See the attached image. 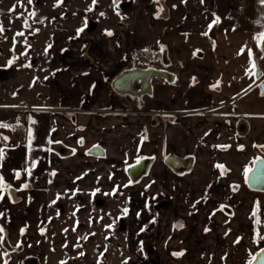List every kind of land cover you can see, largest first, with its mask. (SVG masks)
Masks as SVG:
<instances>
[{
    "label": "crops",
    "instance_id": "crops-1",
    "mask_svg": "<svg viewBox=\"0 0 264 264\" xmlns=\"http://www.w3.org/2000/svg\"><path fill=\"white\" fill-rule=\"evenodd\" d=\"M163 1L167 12L157 18L155 0H139L129 29L114 36L100 31L86 37L76 31L65 35L69 40L96 44L95 65L78 55L75 61H54L47 99L29 98L32 108L22 105L24 97H0V123L14 126V130L0 128V148L4 149L0 174L12 188L0 191V213L4 214L0 227L5 230L0 235L9 247L22 246L19 253L0 247V264H24V259L38 255L49 191L55 188L61 170L78 165L75 161L130 167L143 158L153 160L149 173L129 187L130 207L135 213L153 209L148 216L151 236L163 247L165 259L170 246H181L185 260L194 249L203 258L201 246L213 245V237L225 238L231 229L237 233L230 234V239L237 238L240 244H235L237 239L225 240L226 249L214 252L211 263L245 264L264 248V193L251 191L245 177L255 160H264V97L258 89L264 83V52L242 43L264 38V13L258 15L260 11L250 5L256 0L242 3L239 15L233 12L231 0ZM217 17L218 23H213ZM66 46H56V56ZM136 51L153 53L156 68L174 75L175 81L155 79L152 93L141 98L113 92L106 79L128 69L131 53ZM257 66L260 80L249 71ZM150 100L160 112L172 116L148 125L149 114L154 112L139 110ZM134 108L138 110L133 114L122 112ZM111 110L114 113L103 116L93 112ZM20 118L25 124L22 139L14 136ZM54 144L70 149L71 154L61 157L51 148ZM93 146L101 147L105 156L86 155ZM169 156L191 159L190 171H170L164 164ZM15 172H20L19 179ZM53 172L57 176L51 181ZM100 175L96 176L98 185L104 186L106 169ZM25 183L28 188L15 190ZM177 222L183 227L173 233ZM165 226L168 234L163 233ZM198 240L203 241L200 249Z\"/></svg>",
    "mask_w": 264,
    "mask_h": 264
},
{
    "label": "rangeland",
    "instance_id": "rangeland-1",
    "mask_svg": "<svg viewBox=\"0 0 264 264\" xmlns=\"http://www.w3.org/2000/svg\"><path fill=\"white\" fill-rule=\"evenodd\" d=\"M138 1L119 0L120 15H117L113 0H97L95 5L93 0H63L62 3L60 0H33L31 5L27 3V0H0V25L4 28V31L0 33V70L8 72L7 79L0 82V97H8L9 100L24 97L26 101L22 105L28 108L33 106L29 98L42 96L45 99L52 84L50 74L54 61H75V55L86 61L83 57L84 48L87 43H93L92 41L81 43L73 38L69 40L65 35L84 28V31L80 33L84 37L94 31L103 32L105 35L106 31H111L114 36L119 30L129 29L131 15ZM231 1L235 5L232 7L233 12L238 15L239 6L250 2V0ZM250 5L260 11L258 15L264 13V4L261 1L256 0ZM161 7L162 12L159 11ZM89 8L92 10L88 11ZM155 8L157 18L164 16L167 12L163 0L155 2ZM29 12H35L36 15L29 16ZM100 13L105 15L101 16ZM25 20L28 27L24 26ZM17 32H22L23 35L16 36ZM248 42L249 44L245 40L242 41L244 46L246 44L245 47L250 46L251 50L257 49L259 52H264V38L249 39ZM212 43L215 45L214 39ZM62 44L67 45L68 48L56 56V46ZM95 49L97 50L98 46L93 43L91 57ZM139 52L145 55L153 54L146 51L132 52L131 63ZM153 60L157 61L155 55ZM256 60L258 61L257 57L254 62ZM9 61H12L10 65ZM155 62L153 68L157 69ZM24 65H30V67ZM257 70L261 71L258 66ZM254 72L256 73L255 69ZM114 78L106 79L108 88H111ZM141 107L143 108L139 110L141 112L147 110L154 112L149 114L148 125L166 121L170 116L160 112L151 100ZM137 110L134 108L122 112L133 114ZM93 112L98 116L114 113L113 110ZM74 163L78 165L66 171H60L61 175L60 177L58 175L56 179L55 188L49 191L48 203L44 211L43 234L41 230L42 242L41 246H36L39 252L34 258L39 259V264H125V261L127 264H146L141 244L152 234L151 231H147L152 222L148 216H151L154 211L152 208L148 210L142 208L136 213L131 210L129 187L133 183L126 175L129 166L112 167L91 162L80 164L78 161ZM105 169L107 171L106 185H98L99 179L96 176L99 173L103 175ZM56 176L57 173L51 174L50 180L52 181ZM124 208L128 209L127 214L123 212ZM177 225H179L178 222L173 233L178 232ZM74 228L75 231H73ZM163 230V233H169L166 226ZM231 230L225 238L213 237L215 243L203 245L206 249L201 246L203 241L198 240L196 246L199 249L201 246L203 258L199 250L194 249L187 258L189 264L191 261L195 262L194 264H213L211 262L215 260L214 252H220V248L226 249L225 240L232 242L237 239H230L231 235L237 233L235 229ZM235 244L239 245L240 241ZM170 249L171 253L184 252L181 246H170ZM255 254L245 264H250ZM171 258L170 256L167 259L168 264L178 263L176 260L178 256L174 255ZM180 258L182 259L183 256Z\"/></svg>",
    "mask_w": 264,
    "mask_h": 264
},
{
    "label": "water",
    "instance_id": "water-1",
    "mask_svg": "<svg viewBox=\"0 0 264 264\" xmlns=\"http://www.w3.org/2000/svg\"><path fill=\"white\" fill-rule=\"evenodd\" d=\"M93 43L86 44L83 57L84 59L95 65L93 58L90 56L89 51L92 49ZM8 72L0 70V82H4L7 79ZM261 73L256 69L255 78L260 80ZM155 79L163 80L167 83H173L175 76L164 70L151 69H129L122 71L111 82V89L119 96L141 98L143 96L150 95L152 93V82ZM138 85L139 89H135ZM259 92L264 97V83H259ZM63 152H59L61 157H66L70 154V150L63 148ZM87 155L103 158L105 153L100 147H93L87 151ZM153 160L151 158H143L136 164L131 165L126 170V175L131 183L136 184L142 178H144L150 170ZM165 166L173 173H186L189 172L192 166L191 159H180L175 156H169L164 161ZM247 187L254 192L264 193V160L259 158L254 162L251 171L247 175L246 181ZM3 247L9 249L7 243L4 240ZM250 264H264V248H262L254 256ZM24 264H38L35 258L26 259Z\"/></svg>",
    "mask_w": 264,
    "mask_h": 264
},
{
    "label": "snow or ice",
    "instance_id": "snow-or-ice-1",
    "mask_svg": "<svg viewBox=\"0 0 264 264\" xmlns=\"http://www.w3.org/2000/svg\"><path fill=\"white\" fill-rule=\"evenodd\" d=\"M60 2L62 3L63 0H60ZM155 2H158V0H155ZM201 2L203 3V0H201ZM27 3H28L29 5H31V4L33 3V0H27ZM96 3H97V0H93V5H95ZM261 3L264 4V0H261ZM113 4L115 5V7H116V9H117V15H120V13H119V11H118V9H119V0H113ZM22 6H23V5H22ZM57 6H59V5H57ZM13 10H14V8H13ZM91 10H92L91 8L88 9V11H91ZM159 11L162 12V11H163V8L161 7V8L159 9ZM35 15H36L35 12H29V16H35ZM100 15L103 16V15H105V14H104V13H100ZM218 21H219V17H217L216 20L213 21V23H218ZM24 26H25V27H28V26H29V25L27 24V21H26V20H25ZM85 26H87V22H86V21H85ZM209 27L211 28V25H209ZM3 31H4V28H3L2 25H0V33H2ZM83 31H84V28H80V29H78V31H77V35H79V33L83 32ZM21 35H23L22 32H17V33H16V36H21ZM106 35H108V36H112L113 33H112L111 31H106ZM262 35H264V34H262ZM24 55H26V53H24ZM249 56H250V57L252 56V52H251V50H249ZM261 58H264V57H261ZM8 63H9V65H10V64L12 63V61H9ZM24 66H25V67H30V65H24ZM253 68H255V64H253ZM249 71L252 72L253 75H255V72H254L252 69H249ZM262 94H264V93H262ZM31 122H32L33 124L36 123V121H34V120L31 121ZM7 127H13V130H14V126H10V125H8V124H6V123H0V128H7ZM27 135H28V140H29V146H31V141H32V139H33V135H32V131H31V129L28 130ZM3 139L6 140L7 137H4ZM3 159H4V149L0 148V161H3ZM34 167H35V163L32 164V168H34ZM217 167L223 168L222 165H217ZM250 171H251V169H247V170L245 171V177H246V178H247L248 172H250ZM27 172H28V175L31 176V174H32V172H31V168L27 169ZM52 175H55V173L53 172ZM15 178H16V179H19V178H20V172H15ZM28 187H29V185H28L27 183H25V184H23L22 188H18V189H15V190H16V191H21V190L26 189V188H28ZM125 187H127V185H125ZM0 191H2V192H11V191H12L11 185L8 184V183H5V178H4V176H3L2 174H0ZM93 195H95V193H93ZM106 195H108V193H106ZM206 195H207V193L205 194V196H206ZM0 200H3V195H0ZM197 203H199V201H197ZM193 207H195V205H193ZM123 212H124L125 214H127L128 209H127V208H124V209H123ZM253 214H255V213H253ZM3 215H4L3 213H0V216H3ZM177 226H178V227H183V224H179V225H177ZM4 231H5L4 228H3V227H0V234L4 233ZM73 231H75V228L73 229ZM205 231H208V229H205ZM20 234H21V235L24 234V229H21V230H20ZM42 234H43V230H42ZM261 238L264 239V237H261ZM84 239H87V237H84ZM4 240H5V237H4L3 235H0V247L3 246V244H4ZM236 242L238 243L239 240H237ZM29 246H30V245H29ZM65 246H66V245H65ZM16 247L19 248L20 245L17 244ZM183 254H184L183 252H180V253H173V255H176V256H181V255H183ZM5 255H7V252H5ZM81 255H83V253H81ZM254 259H255V257H254ZM5 264H8V262L5 261ZM125 264H127V261H125Z\"/></svg>",
    "mask_w": 264,
    "mask_h": 264
},
{
    "label": "flooded vegetation",
    "instance_id": "flooded-vegetation-1",
    "mask_svg": "<svg viewBox=\"0 0 264 264\" xmlns=\"http://www.w3.org/2000/svg\"><path fill=\"white\" fill-rule=\"evenodd\" d=\"M91 50L89 51V54H90ZM153 68V55H146L142 64H133L131 63V65L129 66L128 69L126 70H129V69H141V70H145V69H151ZM262 78V77H261ZM262 83V82H260ZM135 89H139V86L136 85V88ZM148 96V95H147ZM22 110V109H21ZM20 110V111H21ZM23 119V118H22ZM71 121H74V117H71ZM23 123H24V119H23ZM25 125V124H24ZM25 131V129H24ZM25 135V133H24ZM24 137V136H23ZM82 140H78V145H82ZM63 148L65 149H68L60 144H54L51 148L56 151L59 155V152H63ZM93 147H99V146H93ZM91 147V148H93ZM90 148V149H91ZM101 148V147H100ZM102 149V148H101ZM70 150V149H68ZM89 150V149H88ZM87 150V151H88ZM71 151V150H70ZM71 154V152H70ZM259 159V158H258ZM256 161V160H255ZM254 165V164H253ZM253 167V166H252ZM249 173V172H248ZM130 181V180H129ZM260 193V192H259ZM150 226V225H149ZM151 229L150 227L147 228V231L149 232ZM151 238H152V241L150 242L149 239L150 238H147V239H144V241L142 242L141 244V250H142V254H143V258H144V261L146 262V264H168V261L167 259H165L162 255H161V251H162V246L158 243V241L155 239V237L149 235ZM6 242V240H5ZM7 243V242H6ZM8 246V245H7ZM8 250L5 249L7 252L10 251V252H21V249L22 247L20 246L19 248H11L8 246ZM259 252V251H258ZM171 254V255H170ZM257 254V253H256ZM255 254V255H256ZM170 256L173 258L174 255H173V252L172 253H169V258ZM176 256V255H175ZM183 256V258L181 259L180 256H178V258H176L177 262L179 264H189V262L187 260H185V255H181ZM29 258H34V257H28L26 259H29ZM171 258V259H172ZM254 258V257H253ZM26 259H24L23 263L26 261ZM37 260V263L39 264V259L35 258ZM179 260V261H178ZM175 264H178L176 262H174Z\"/></svg>",
    "mask_w": 264,
    "mask_h": 264
},
{
    "label": "built area",
    "instance_id": "built-area-1",
    "mask_svg": "<svg viewBox=\"0 0 264 264\" xmlns=\"http://www.w3.org/2000/svg\"><path fill=\"white\" fill-rule=\"evenodd\" d=\"M145 56L146 55L144 53H142V52L137 53L134 56V58H133V64H142ZM18 125H19V127L16 129V132H15L14 136H16L19 139H22L23 136H24V133H25V131H24V123H23V119L22 118H20L18 120ZM149 238H150L149 241L151 242L152 238L151 237H149Z\"/></svg>",
    "mask_w": 264,
    "mask_h": 264
},
{
    "label": "trees",
    "instance_id": "trees-1",
    "mask_svg": "<svg viewBox=\"0 0 264 264\" xmlns=\"http://www.w3.org/2000/svg\"><path fill=\"white\" fill-rule=\"evenodd\" d=\"M221 170L223 169V168H220Z\"/></svg>",
    "mask_w": 264,
    "mask_h": 264
}]
</instances>
